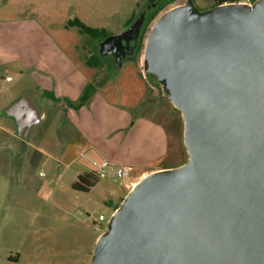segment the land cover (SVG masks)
I'll list each match as a JSON object with an SVG mask.
<instances>
[{"label": "water", "instance_id": "water-1", "mask_svg": "<svg viewBox=\"0 0 264 264\" xmlns=\"http://www.w3.org/2000/svg\"><path fill=\"white\" fill-rule=\"evenodd\" d=\"M144 7L99 44L103 57L131 40L117 61L134 54L152 9ZM143 67L182 113L188 159L131 188L91 264H264V0L207 10L188 0L165 11ZM3 111L24 140L42 120L26 91Z\"/></svg>", "mask_w": 264, "mask_h": 264}, {"label": "rangeland", "instance_id": "rangeland-1", "mask_svg": "<svg viewBox=\"0 0 264 264\" xmlns=\"http://www.w3.org/2000/svg\"><path fill=\"white\" fill-rule=\"evenodd\" d=\"M145 1L9 0L6 4V0H0V21L37 19L51 36L68 41L80 32L76 27L73 31L67 29L66 22L78 17L90 27L106 29L111 36L126 30V18L142 9ZM187 2L173 0L158 13L137 58L127 56L120 64L114 54L102 57V67H94L92 81L111 79L113 75L99 94L121 107L136 103L141 89H145L142 104L133 109L141 107L143 114L162 123L168 136L165 155L168 163L160 161L156 169L183 158L187 161L188 154L182 113L172 104L163 84L144 72L143 53L155 20L165 11ZM214 3L194 0L199 10L210 9ZM78 36L81 37L80 60L87 63L102 41L81 33ZM119 66H123L120 73ZM137 69L142 70L145 80L134 77ZM8 73L12 81L0 78V264H91L99 233L108 229L113 208L129 193L126 181L107 174L97 177L99 184L90 192L73 189L72 181L83 164L74 148L78 138L66 103L44 99L37 91L33 94L26 88L31 78H21L13 69ZM25 91L42 113V120L28 140L18 136L15 120L3 114ZM90 130L95 134L99 131L95 126ZM130 181L128 184L132 185L131 178Z\"/></svg>", "mask_w": 264, "mask_h": 264}, {"label": "crops", "instance_id": "crops-1", "mask_svg": "<svg viewBox=\"0 0 264 264\" xmlns=\"http://www.w3.org/2000/svg\"><path fill=\"white\" fill-rule=\"evenodd\" d=\"M8 2L6 0V4ZM131 16L132 14L126 18L125 26ZM66 28L73 31L74 27ZM78 35L74 36L75 39L66 41L51 36L37 19L25 17L22 20H1L0 78L12 81L8 71L13 69L21 78H31V83L26 88L33 94L37 91L44 99H49L43 95V90H49L57 97L77 100L95 74L94 67L80 60L82 49L79 44L81 37ZM122 70L123 66H119L118 72ZM137 70H134V77L140 81L145 80L142 70ZM108 82L109 80L106 84ZM104 86L81 109H68V117L78 138L74 148L78 157L85 153L89 158L105 161L109 165L130 166L133 183L130 185L125 182L128 193L145 175L163 169H156V166L166 153L168 136L162 123L146 115L134 119L131 110L142 104L145 95L142 86L138 101L122 107L99 94ZM92 126L99 130L97 134L91 132ZM81 159L83 169L77 171L74 178L79 175L95 176L89 160L82 156ZM98 182L91 190L97 187ZM124 198L113 208L114 212ZM103 232L104 230L99 235Z\"/></svg>", "mask_w": 264, "mask_h": 264}, {"label": "trees", "instance_id": "trees-1", "mask_svg": "<svg viewBox=\"0 0 264 264\" xmlns=\"http://www.w3.org/2000/svg\"><path fill=\"white\" fill-rule=\"evenodd\" d=\"M173 0H166L164 1L162 4H160L157 8L153 9L152 11H149L144 19V23L142 26V30H141V35H140V39H139V45L138 48L136 49L135 54L132 56L134 58H137L139 51L141 50V47L143 45V39L145 37V34L150 26V24L152 23V21L156 18V16L158 15V13L160 11H162L164 9V7L171 3ZM215 3L214 5L211 7H216L220 4H224V3H232V2H236L238 0H213ZM252 3H255L258 0H250ZM207 10V9H205ZM138 17V12H134L132 14V16L127 20L126 22V26H129L132 22H134V20ZM66 27H76L79 32L91 39H96L98 42L103 41L105 38H107L109 36V33L106 31V29L104 28H94V27H90L88 25H86L83 21H81L79 18H73L70 19L67 24ZM100 46L99 44L97 45V50L96 53H93L88 59H87V64L92 66V67H102L104 65V58H102L103 56L100 54ZM151 77H153L154 75L152 74H147ZM111 77H113V75L111 74ZM155 77V76H154ZM105 79L102 81H91L89 82L83 89L82 94L80 95V97L77 100H72L70 98H60L57 97L55 95L54 92L49 91V90H43V95L49 99H52L55 102H60V101H64L67 105V108H71L74 110H79L81 109L83 106L87 105L90 100L92 99V97L94 96V94L98 91L99 88L103 87L106 82L109 80ZM131 113L134 117V119L138 116L141 115H145L141 112V107L138 110L132 109ZM3 114L6 115L3 111ZM166 155V153H165ZM165 155L162 156L159 160V162H163V163H168V161L165 159ZM185 159H181L180 161L177 162H171V164L169 165H165L162 168H174V167H179L181 165H183L185 163ZM97 177L98 176H93V177H87V176H83V175H79L78 177H76V179L73 181L72 183V188L78 191H83V192H89L96 184L97 182Z\"/></svg>", "mask_w": 264, "mask_h": 264}, {"label": "built area", "instance_id": "built-area-1", "mask_svg": "<svg viewBox=\"0 0 264 264\" xmlns=\"http://www.w3.org/2000/svg\"><path fill=\"white\" fill-rule=\"evenodd\" d=\"M236 2L239 3H247V4H254L250 0H238ZM82 157L86 158L89 160L93 167V172L95 173L96 176L98 177H104L107 174H111V176L117 175L119 178L125 180L127 183H130V171L131 167L127 165H109L105 161H99L96 159L89 158L85 153L81 154ZM101 219H104L103 216H101Z\"/></svg>", "mask_w": 264, "mask_h": 264}, {"label": "flooded vegetation", "instance_id": "flooded-vegetation-1", "mask_svg": "<svg viewBox=\"0 0 264 264\" xmlns=\"http://www.w3.org/2000/svg\"><path fill=\"white\" fill-rule=\"evenodd\" d=\"M164 1H166V0H151V1L146 0L144 5L147 4L148 7L152 8L150 10V11H152L153 9L157 8L160 4H162ZM144 5H143V7H144ZM154 5H156V7H154ZM123 45H124V48L122 49V51L115 54L117 56L118 60L122 57L123 53H125L126 51H128L132 48V46L134 45V41L131 40L129 44H127V42H124ZM135 52H136V50H135ZM135 52H134V54H135ZM134 54H132L130 56H133ZM112 59H114L116 61V59L114 57Z\"/></svg>", "mask_w": 264, "mask_h": 264}]
</instances>
